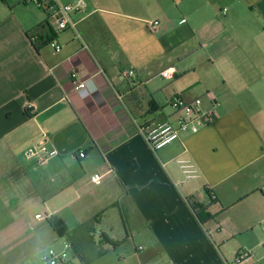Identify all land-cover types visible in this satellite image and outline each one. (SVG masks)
I'll use <instances>...</instances> for the list:
<instances>
[{
	"label": "crops",
	"instance_id": "obj_1",
	"mask_svg": "<svg viewBox=\"0 0 264 264\" xmlns=\"http://www.w3.org/2000/svg\"><path fill=\"white\" fill-rule=\"evenodd\" d=\"M39 1L0 5V264L38 255L53 230L28 221L39 209L65 222L79 264L94 256L66 210L80 226L89 213L115 251L124 240L108 217L118 215L137 264H227L241 251L252 253L244 264H264V0H83L77 32L63 33ZM74 74L88 97L74 91ZM206 93L217 122L151 153L138 126L169 120L176 94ZM43 133L59 156L39 166L26 152ZM183 159L199 177L186 180Z\"/></svg>",
	"mask_w": 264,
	"mask_h": 264
},
{
	"label": "built area",
	"instance_id": "obj_2",
	"mask_svg": "<svg viewBox=\"0 0 264 264\" xmlns=\"http://www.w3.org/2000/svg\"><path fill=\"white\" fill-rule=\"evenodd\" d=\"M3 0H0V5ZM38 5L45 11L48 16L49 25L57 32L65 31L77 32L78 22L75 15L86 8L83 0H78L71 4H61L57 0H40ZM151 32L155 33L160 27L159 21H152L149 24ZM56 53L62 51V47L55 42L49 43ZM135 71H128L122 74L124 79H132ZM163 78L171 80L173 74L170 69L162 73ZM74 91L82 98L88 97L90 93L89 83L81 81L77 75L72 76ZM209 102L206 107L204 100ZM218 102L213 93H206L204 97H196L192 100L186 99L181 94H176L170 102V108L173 111L172 117L165 121H153L148 126H138V134L143 139L149 151L157 154L160 150L169 145L182 140L183 138L195 136L202 130L211 127L219 119L217 110ZM59 156V152L49 148V136L43 133L40 139L35 142L26 152L28 159H34L39 166L47 165L51 160ZM76 159L85 158L84 152L73 155ZM178 164L186 180H192L199 177V171L192 160H178ZM111 173V172H109ZM105 175H93L91 183L101 185ZM39 219L43 217L38 216ZM70 243H65L61 250L49 249L40 259L39 264H79L75 253H70L72 249ZM252 258L250 251H241L233 263L227 264H244Z\"/></svg>",
	"mask_w": 264,
	"mask_h": 264
},
{
	"label": "rangeland",
	"instance_id": "obj_3",
	"mask_svg": "<svg viewBox=\"0 0 264 264\" xmlns=\"http://www.w3.org/2000/svg\"><path fill=\"white\" fill-rule=\"evenodd\" d=\"M10 2H18L20 0H9ZM165 107L168 106L167 99L163 100ZM59 204H61V199H57L54 202V205L59 207ZM74 211L72 210H66L63 212L65 217L68 220L69 228L72 231L73 234H77V237L80 239H76L77 244L81 246V248L88 254L93 255L94 258L92 260L93 264H137V262L130 257V255L134 254V245L131 241H126V232L125 229L122 227V225L118 223L119 218L118 215H115L114 217L109 216V225L113 226L115 230H117L118 235L121 236V238L124 240L121 243V248L118 249V247L115 249L110 243H100V237H99V231L96 229V231L92 230L93 227L97 228L96 222L94 218H90V214L86 212L82 215V218L84 219L85 223H81V226L79 225L78 218L73 214ZM36 214H40L38 216L43 217L44 220L42 222H38L40 220L38 216L35 217ZM46 213H44L43 209H39L36 213H33L28 217V221L31 222V224L36 225L39 227L41 223H48V218H44ZM53 216V215H51ZM102 216V215H101ZM59 218V216H56ZM97 218V217H96ZM101 217H98V219ZM88 220V221H87ZM50 227V226H49ZM51 229V228H50ZM74 229H77L74 231ZM91 231V233H89ZM69 236L60 237L56 234L54 229L51 231V234H48V237H45L42 241L39 243L37 242L35 244L34 251L38 253L37 256L31 261H28L26 264H39L41 257L51 248L56 250H61L64 246V244L70 243L71 241L67 240ZM71 244V243H70ZM70 253L73 255L74 249L72 248ZM113 253V254H112ZM92 257V256H91Z\"/></svg>",
	"mask_w": 264,
	"mask_h": 264
},
{
	"label": "trees",
	"instance_id": "obj_4",
	"mask_svg": "<svg viewBox=\"0 0 264 264\" xmlns=\"http://www.w3.org/2000/svg\"><path fill=\"white\" fill-rule=\"evenodd\" d=\"M154 101H151V108L155 106ZM158 108V107H157ZM156 109V106H155ZM190 207L193 208V210L195 211V213L198 212V207L195 205H191ZM199 214V213H197ZM48 223L50 224V226L54 229V231L56 232L57 235H59L60 237H65L68 231V228L65 224V222L58 218V217H51L48 219Z\"/></svg>",
	"mask_w": 264,
	"mask_h": 264
}]
</instances>
